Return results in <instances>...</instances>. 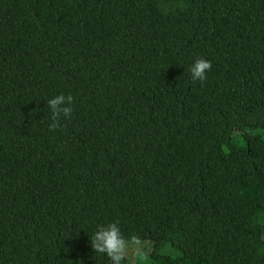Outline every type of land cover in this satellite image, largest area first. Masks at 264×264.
I'll use <instances>...</instances> for the list:
<instances>
[{
	"label": "trees",
	"instance_id": "obj_1",
	"mask_svg": "<svg viewBox=\"0 0 264 264\" xmlns=\"http://www.w3.org/2000/svg\"><path fill=\"white\" fill-rule=\"evenodd\" d=\"M112 222L148 264H264V0H0V264H111Z\"/></svg>",
	"mask_w": 264,
	"mask_h": 264
},
{
	"label": "clouds",
	"instance_id": "obj_2",
	"mask_svg": "<svg viewBox=\"0 0 264 264\" xmlns=\"http://www.w3.org/2000/svg\"><path fill=\"white\" fill-rule=\"evenodd\" d=\"M211 68V61L197 57L189 69L192 80L203 82L207 78L206 73ZM73 102L74 98L71 94H60L47 101L52 113V123L49 124L50 131L61 128V116L65 118L72 116ZM90 239L93 250L96 253L106 254L111 264H121V261L125 258L129 243L137 246L140 244V241L135 236H132L130 240L125 239L118 222L98 226Z\"/></svg>",
	"mask_w": 264,
	"mask_h": 264
},
{
	"label": "rangeland",
	"instance_id": "obj_3",
	"mask_svg": "<svg viewBox=\"0 0 264 264\" xmlns=\"http://www.w3.org/2000/svg\"><path fill=\"white\" fill-rule=\"evenodd\" d=\"M151 249L152 244L147 241H140L138 246L129 243L125 257L133 264H148ZM159 252L171 257L178 255V252L173 250L169 244H165Z\"/></svg>",
	"mask_w": 264,
	"mask_h": 264
}]
</instances>
